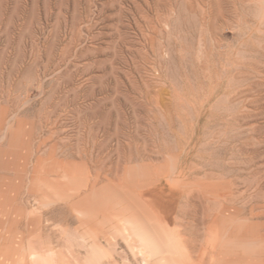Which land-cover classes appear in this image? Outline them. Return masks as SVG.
Instances as JSON below:
<instances>
[{
  "label": "rangeland",
  "instance_id": "obj_1",
  "mask_svg": "<svg viewBox=\"0 0 264 264\" xmlns=\"http://www.w3.org/2000/svg\"><path fill=\"white\" fill-rule=\"evenodd\" d=\"M0 264H264V0H0Z\"/></svg>",
  "mask_w": 264,
  "mask_h": 264
}]
</instances>
